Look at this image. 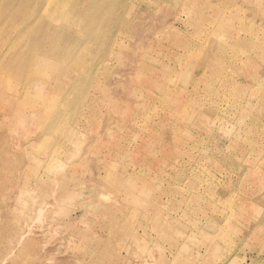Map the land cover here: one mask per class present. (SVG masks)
I'll list each match as a JSON object with an SVG mask.
<instances>
[{
	"label": "rangeland",
	"instance_id": "1",
	"mask_svg": "<svg viewBox=\"0 0 264 264\" xmlns=\"http://www.w3.org/2000/svg\"><path fill=\"white\" fill-rule=\"evenodd\" d=\"M6 1L0 264H264V0H114L70 60L15 40L98 7Z\"/></svg>",
	"mask_w": 264,
	"mask_h": 264
},
{
	"label": "bare ground",
	"instance_id": "2",
	"mask_svg": "<svg viewBox=\"0 0 264 264\" xmlns=\"http://www.w3.org/2000/svg\"><path fill=\"white\" fill-rule=\"evenodd\" d=\"M7 1L5 2V4L7 5L8 16H11L15 9L13 6H11V4H7ZM28 1L31 2L32 4H34L35 6L40 5L41 8L42 7L46 8V7L51 5V2L53 0H28ZM34 1H35V3H33ZM54 1H56V0H54ZM72 1H74V0H72ZM86 2H91L96 7H98V8H95V10H100L101 8H104L105 11L103 10L100 17H98L97 14L95 13V10L89 11L87 13H82V12L78 11L75 7H73L72 10L69 9L67 12L62 14L63 19L65 18L63 20V24H46V25H43L48 31L46 36L40 30L41 25H36V26L30 27L31 29H33V31H31L29 27L27 29H25L23 31V33H22V31H20L19 36H20V34H21V36L17 40H15V43H17L19 45H26L27 42H33L34 43L33 46L40 47V45H41L42 46L41 48L45 49V51H43L42 53H45V52L46 53H53L54 51H59L60 53L64 52L65 56L68 55L69 60L72 59L73 57H75V58L80 57L82 54L87 52V48L84 47L83 45L79 44L80 39H86V38L91 37V36L95 37L96 35H98L99 31H101L105 27V24L103 23V21L109 20L107 18H108V15L113 10L112 6L114 3V0H82V3H86ZM3 4H4V0H0V8H1L0 13L1 14H3V11L5 10V8L3 9ZM13 5H15V4H13ZM70 5H71V3L67 2V4L64 7V10H67ZM32 12L33 11L30 9L28 15H30ZM36 13H37V11L34 12L31 16L27 17V20H28L27 26H29V24L32 22L33 17H34V15H36ZM115 13H117V12L115 11L114 14ZM40 23H42V22H38L37 24H40ZM73 29L76 30L77 35L79 37L74 38V37L69 35L70 33H68V32L70 30H73ZM0 33L3 34V28H1V27H0ZM28 35H30V36H28ZM67 37H72V38L70 40H68ZM62 43H65L66 45L62 46L61 45ZM3 53H4L3 49H1L0 50V58L1 59H3ZM39 55H41L40 52L39 53H36V52L33 53V51H31L28 56L31 58V60H34V64L35 63L43 64L42 66H45V67H46V63L49 65L52 64L50 62L51 59L45 60L43 58H40ZM30 72H31V65L29 67H26V74H30ZM74 72L77 73L78 76L75 79L71 78V82H70L71 83V85H70L71 89L79 86V84L82 81L81 77H80V70L77 69V70H74ZM85 72L86 71H84V73ZM2 74H3V69L0 70V78H1ZM2 79L3 78H1V80ZM22 83H23V79H22ZM153 84L159 85L157 83H153ZM21 87H19V88H21ZM157 88H159V87L157 86ZM67 90H68V88H67ZM69 94L70 93H68L67 96ZM39 98H41V94H39ZM62 99L63 98H60V100H62ZM252 100H253V98H252ZM53 103H54L53 106L58 105L57 107H59V109H60L57 112L58 118H57V120L49 123V125L44 124L42 126L41 129H44V127L48 128V129H45L44 134L46 133V130L47 131L51 130L52 132H59L60 131L63 133V130L61 129L62 123L67 122V120L69 119V117L66 115V113L63 112L64 109H63V107H61V102L59 100L57 101V98L54 99ZM62 109H63V111H62ZM46 119L49 121L48 117H46ZM44 122H45V119H44ZM53 166H54V163H53ZM261 215H263V214H261ZM86 236L88 237V234ZM209 248H210V246L208 247V249ZM216 250H217V248L215 247L211 254H214ZM81 251H82V249H81ZM228 253H230V252H228ZM235 259H236V257L234 258V256H232L230 254L228 256V258H226V261L224 264H234L236 262Z\"/></svg>",
	"mask_w": 264,
	"mask_h": 264
}]
</instances>
